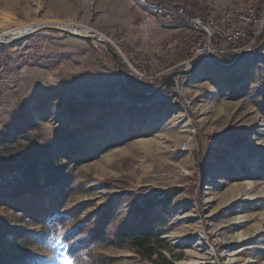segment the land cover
<instances>
[{
  "label": "rangeland",
  "instance_id": "1",
  "mask_svg": "<svg viewBox=\"0 0 264 264\" xmlns=\"http://www.w3.org/2000/svg\"><path fill=\"white\" fill-rule=\"evenodd\" d=\"M50 21L95 29L122 76L103 44ZM36 22L0 42V264H77L65 234L82 239L103 218L111 235L145 193L167 188L179 189L173 205L151 214L166 222L175 264H264L259 36L230 60L220 55L224 65L205 59L190 70L198 59L178 57L190 43L175 45L183 21L137 0H0V28ZM122 81L136 94L157 90L134 96ZM76 253L79 263L152 264L102 241Z\"/></svg>",
  "mask_w": 264,
  "mask_h": 264
},
{
  "label": "trees",
  "instance_id": "2",
  "mask_svg": "<svg viewBox=\"0 0 264 264\" xmlns=\"http://www.w3.org/2000/svg\"><path fill=\"white\" fill-rule=\"evenodd\" d=\"M175 1V0H173ZM185 6L194 12L202 15L206 14L207 8L204 4L207 2H214L215 0H183ZM256 2L257 10H260L264 4V0H254ZM186 37V43L190 45L196 39V33L185 29L182 35L177 37L178 41L175 45H179V39ZM264 37V30L257 38L260 42ZM250 39V37L248 38ZM247 39V40H248ZM184 43V40L180 44ZM243 45L242 43H240ZM237 53H229L224 58L230 60ZM180 61L190 57L189 49L178 55ZM128 85L135 89V85L128 83ZM138 88V87H137ZM179 192L178 188H167L155 190L153 192L145 193L140 201L133 209L132 218L122 222L111 235H107L105 231V224L103 218H100L95 227H93L85 237L73 241V236L77 233L76 230L64 235L66 241L67 252L73 257V260L78 264L80 256H77V248L90 245L93 241H102L113 244L117 247H128L135 253L139 254L142 258L152 262V264H175V260L180 258L168 257L165 251H170L169 247L164 243L161 237L163 234V227L165 221L161 220L151 214L156 206H161L162 210L169 209L173 203L172 199ZM106 259L104 257H92L88 262H81L79 264H104Z\"/></svg>",
  "mask_w": 264,
  "mask_h": 264
},
{
  "label": "built area",
  "instance_id": "3",
  "mask_svg": "<svg viewBox=\"0 0 264 264\" xmlns=\"http://www.w3.org/2000/svg\"><path fill=\"white\" fill-rule=\"evenodd\" d=\"M137 1L151 13L167 20L181 19L185 29L196 33L189 48L190 57L185 60L187 63L200 58L211 63L221 61L220 55L237 52L254 42L264 29V4L260 10L256 3L250 2L232 8L208 6L207 13L202 15L187 8L183 0Z\"/></svg>",
  "mask_w": 264,
  "mask_h": 264
},
{
  "label": "water",
  "instance_id": "4",
  "mask_svg": "<svg viewBox=\"0 0 264 264\" xmlns=\"http://www.w3.org/2000/svg\"><path fill=\"white\" fill-rule=\"evenodd\" d=\"M49 28H52V29H56V30H58L59 32H62V33H66V34H69V35H74V36H77V37H80V38H83V39H87V40H91V41H96V42H98V43H100V44H103L105 47H106V49L110 52V54L114 57V59H115V61H116V63H117V70H118V73L120 74V76H122V67H121V61H120V57H119V55L108 45V43L105 41V39H102L99 35L97 36L95 33H88V34H81V33H77V32H75V31H71V30H69V29H66V28H63V27H58L57 25L56 26H49ZM39 28H37V29H35V30H33V31H31V32H34V31H36V30H38ZM31 32H28V33H25V34H23L21 37H19V38H22L23 36H25V35H27V34H29V33H31ZM19 38H17V39H19ZM16 39V40H17ZM14 41V40H13ZM0 42H2V43H9V42H12V41H0ZM264 46V38L261 40V42L254 48V49H252V50H258V49H260L261 47H263ZM249 51V50H248ZM248 51H245V52H243V53H241L240 55H238V57L234 60V61H232L231 63H230V65H233L235 62H238L242 57H244L245 56V54H247V52ZM251 51V50H250ZM202 59L200 58V59H198L196 62H195V64L190 68V70H192L200 61H201ZM216 63L217 64H219V65H224L221 61H216ZM189 70V71H190ZM176 72H178V73H184V72H187V70H185V69H183V70H180V71H176ZM175 73V72H174ZM173 73H171V74H169V75H167L166 77H165V79L163 80V82H162V84H164L168 79H169V77L172 75ZM122 86H123V89L125 90V91H127L128 93H130V94H132V95H137V96H139V97H146V96H149V95H151V94H153L157 89H155V90H153V91H151L150 93H148V94H136V93H134V92H132V91H130V90H128L127 89V87H126V85H125V82L124 81H122Z\"/></svg>",
  "mask_w": 264,
  "mask_h": 264
},
{
  "label": "bare ground",
  "instance_id": "5",
  "mask_svg": "<svg viewBox=\"0 0 264 264\" xmlns=\"http://www.w3.org/2000/svg\"><path fill=\"white\" fill-rule=\"evenodd\" d=\"M52 23H58V26L75 31L81 34L95 33L99 36H102L95 29L90 28L89 26L82 25L75 22H63V21H50ZM10 23V21H8ZM41 24L40 22L36 23H27L22 24L16 27H2L0 28V41H13L21 37L23 34L35 30V28Z\"/></svg>",
  "mask_w": 264,
  "mask_h": 264
},
{
  "label": "crops",
  "instance_id": "6",
  "mask_svg": "<svg viewBox=\"0 0 264 264\" xmlns=\"http://www.w3.org/2000/svg\"><path fill=\"white\" fill-rule=\"evenodd\" d=\"M215 1L220 2L223 0H215ZM226 2H227V4H229V6H241L247 2L256 3L254 0H226ZM176 27H182V26H181V24H179V25H176Z\"/></svg>",
  "mask_w": 264,
  "mask_h": 264
}]
</instances>
